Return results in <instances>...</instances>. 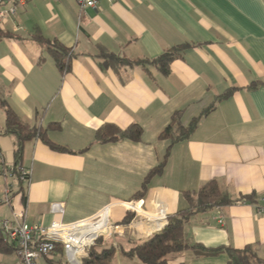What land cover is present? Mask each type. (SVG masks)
<instances>
[{
  "label": "crops",
  "instance_id": "obj_1",
  "mask_svg": "<svg viewBox=\"0 0 264 264\" xmlns=\"http://www.w3.org/2000/svg\"><path fill=\"white\" fill-rule=\"evenodd\" d=\"M14 27L7 24L0 37V100L23 122L48 129L47 138L68 152L39 139L25 142L19 162L28 182L18 181L11 171L18 140L4 132L0 106V222L24 210L27 225L69 224L109 206L113 224L130 217L103 240L117 248L113 264H140L121 252L184 209L183 192L214 179L232 200L264 194V0H99L83 11L75 0H27ZM51 44L69 52L68 72L56 67ZM184 45L167 75L153 65L104 67L98 57L102 48L131 62L153 60ZM230 89L188 140L171 147L145 196L134 197L164 157L168 141L158 136L172 114L182 111L187 125ZM131 125L142 130L138 142L97 138L106 126ZM184 232L206 248L250 246L264 261V217L252 204L197 214ZM10 255L0 254L3 264H19ZM50 257L69 264L63 253ZM179 263L228 260L186 250L168 257V264Z\"/></svg>",
  "mask_w": 264,
  "mask_h": 264
},
{
  "label": "trees",
  "instance_id": "obj_2",
  "mask_svg": "<svg viewBox=\"0 0 264 264\" xmlns=\"http://www.w3.org/2000/svg\"><path fill=\"white\" fill-rule=\"evenodd\" d=\"M7 36L6 32L0 30V37ZM35 40L39 43H46L40 36H36ZM49 45V44H48ZM188 47L187 45L171 48L164 52L159 57L153 60H139L129 61L114 54L106 52L99 48V58L102 61V66L116 69L125 66H145L153 65L157 67L163 75L168 74L169 65L173 59L178 57V53L182 49ZM50 54L54 59L56 67L60 73L68 72L70 69V54L65 49L51 44ZM231 89L224 94L217 96L214 101L205 108L201 114L191 119L187 125L181 123L182 111H177L172 114L168 125L159 134L158 139L168 141L164 157L162 161L154 168H152L144 178L140 191L134 196L142 198L147 192V185L151 178L161 175L165 168L171 147L190 138L194 130L197 128L200 119L211 112L216 103L228 97ZM0 106L5 109V126L4 132L6 134L14 135L18 140L16 149V163L13 165V175L19 181V170L21 168L19 156L21 154L22 145L32 139H39L46 144L50 149L59 152H68L64 147L52 143L47 138L48 129L31 126L23 122L5 102L0 100ZM103 131L105 133H103ZM142 130L138 125H131L123 131L117 130L114 127H105L104 130L98 132L97 138L103 142H112L118 139H126L132 142L140 140ZM182 198L186 203V207L177 211L175 214L167 217V223L158 232L146 238L143 242L135 245L127 251H122L121 254L128 260H137L140 264H168V257L186 250L192 251L195 256H215L224 253L227 256L228 264H264L256 251L248 246L237 250L233 248L217 247L206 248L199 243H192L184 232L185 225L195 215L204 213L208 210L218 208L221 206L230 205L236 201H244L245 203L253 204L256 202L258 196L252 193L246 196H240L232 200L227 192L221 189L218 182L214 179L203 183L198 190L194 192H183ZM130 217L126 216L122 222L116 223L117 226H124L128 224ZM103 240L99 239L95 246L92 247L86 258L82 259V264H113L114 253L117 248L112 244H105L102 248ZM98 246V247H97ZM100 248V249H99ZM15 253V248L11 244H6L3 241L2 231L0 229V254ZM62 254V250L58 245L50 256ZM46 263L52 264V258H44ZM184 264V263H179Z\"/></svg>",
  "mask_w": 264,
  "mask_h": 264
},
{
  "label": "built area",
  "instance_id": "obj_3",
  "mask_svg": "<svg viewBox=\"0 0 264 264\" xmlns=\"http://www.w3.org/2000/svg\"><path fill=\"white\" fill-rule=\"evenodd\" d=\"M99 0H75L80 11L96 9ZM113 4L116 0H107ZM27 0H0V30L7 24H14L19 8H23ZM0 161L2 155L0 153ZM13 173V168L11 169ZM29 172L20 168L19 181L28 182ZM236 203H245L236 201ZM258 216L264 217V194L252 204ZM119 227L111 222L110 207H105L94 217L63 224L52 222L49 226L42 224L27 225L25 211L13 213L11 220L0 222L3 241L15 248L19 264H38L41 258H48L59 245L69 264H80L88 256L89 250L99 239L105 240L118 233Z\"/></svg>",
  "mask_w": 264,
  "mask_h": 264
},
{
  "label": "rangeland",
  "instance_id": "obj_4",
  "mask_svg": "<svg viewBox=\"0 0 264 264\" xmlns=\"http://www.w3.org/2000/svg\"><path fill=\"white\" fill-rule=\"evenodd\" d=\"M115 248H116V247H115ZM4 258H5V257H4ZM8 258H10V259H14V258H16L15 253H11V255H10ZM0 264H3V261L0 260Z\"/></svg>",
  "mask_w": 264,
  "mask_h": 264
}]
</instances>
